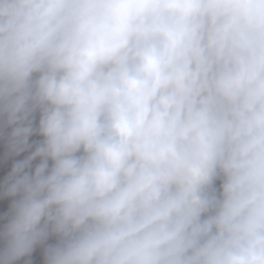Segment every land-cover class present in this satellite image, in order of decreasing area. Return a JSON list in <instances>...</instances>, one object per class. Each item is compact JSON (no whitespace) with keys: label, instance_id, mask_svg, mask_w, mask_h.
<instances>
[{"label":"clouds","instance_id":"9594fccd","mask_svg":"<svg viewBox=\"0 0 264 264\" xmlns=\"http://www.w3.org/2000/svg\"><path fill=\"white\" fill-rule=\"evenodd\" d=\"M0 264H264V0H0Z\"/></svg>","mask_w":264,"mask_h":264}]
</instances>
